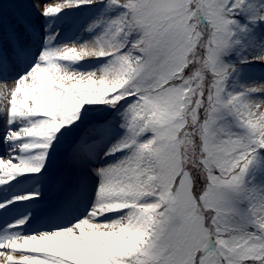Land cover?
<instances>
[{
    "label": "snow or ice",
    "instance_id": "obj_1",
    "mask_svg": "<svg viewBox=\"0 0 264 264\" xmlns=\"http://www.w3.org/2000/svg\"><path fill=\"white\" fill-rule=\"evenodd\" d=\"M0 103V264H264V0H0Z\"/></svg>",
    "mask_w": 264,
    "mask_h": 264
},
{
    "label": "rangeland",
    "instance_id": "obj_2",
    "mask_svg": "<svg viewBox=\"0 0 264 264\" xmlns=\"http://www.w3.org/2000/svg\"><path fill=\"white\" fill-rule=\"evenodd\" d=\"M53 2H60V0H53ZM6 7H7V6H6ZM256 79L259 80V73L256 74ZM257 86H258V85H257ZM0 107H3V104H2V103H0ZM0 150H3L2 145H0ZM3 158H4V159H8L9 157H8L7 155H5Z\"/></svg>",
    "mask_w": 264,
    "mask_h": 264
},
{
    "label": "bare ground",
    "instance_id": "obj_3",
    "mask_svg": "<svg viewBox=\"0 0 264 264\" xmlns=\"http://www.w3.org/2000/svg\"><path fill=\"white\" fill-rule=\"evenodd\" d=\"M1 154V153H0Z\"/></svg>",
    "mask_w": 264,
    "mask_h": 264
}]
</instances>
